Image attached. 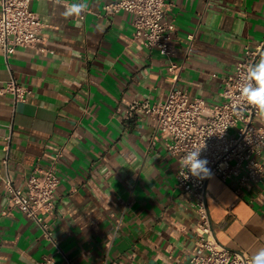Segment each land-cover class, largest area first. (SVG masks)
I'll list each match as a JSON object with an SVG mask.
<instances>
[{
	"label": "crops",
	"instance_id": "0c3cea01",
	"mask_svg": "<svg viewBox=\"0 0 264 264\" xmlns=\"http://www.w3.org/2000/svg\"><path fill=\"white\" fill-rule=\"evenodd\" d=\"M114 0H33L43 24L36 48L0 50V83L27 87L24 102L0 97V168L14 187L64 148L56 167L53 237L73 264H187L196 213L176 186L178 161L148 117L127 119L134 100L163 102L168 61L133 37V15L105 17ZM78 2L88 7L65 17ZM175 25L178 86L208 105L222 102V79L264 36V0H166ZM264 53V51H263ZM264 127V121L256 120ZM8 144L7 169L2 146ZM264 165V148L261 151ZM205 202L217 241L252 257L264 248V189L207 179ZM53 247L36 224L10 209L0 182V264H33ZM57 263L62 258L55 256Z\"/></svg>",
	"mask_w": 264,
	"mask_h": 264
},
{
	"label": "built area",
	"instance_id": "2783aa9c",
	"mask_svg": "<svg viewBox=\"0 0 264 264\" xmlns=\"http://www.w3.org/2000/svg\"><path fill=\"white\" fill-rule=\"evenodd\" d=\"M33 0H0V50L8 58L17 48H36L41 41L43 24L30 8ZM53 1V0H48ZM166 0H114L104 5L102 14L110 17L125 12L133 15V37L145 48L156 49L167 59L170 88L163 102L134 100L126 105V118L148 117L155 122L158 132L165 135L166 152L179 164L187 151L205 144L201 158L209 161L214 177L222 181L235 180L239 189L251 186L264 189V113L247 104L240 96V86L247 67L255 63L264 51L263 39L253 48H245L243 57L232 74L222 79V102L208 105L201 98L190 96L178 86L177 64L173 61L175 49L172 37L175 25L167 16ZM30 91L13 77L0 83V97L10 95L13 105L24 102ZM9 145L2 146V166L7 169ZM65 149L60 148L45 166H36L24 179V188L14 187L9 176L0 168V182L4 183L10 209L21 212L32 220L41 238L53 247L49 256H42L33 264H73L64 256L53 237L47 216L56 206V192L60 178L56 164ZM187 169L180 165L175 175L176 186L192 199L190 206L196 213L195 247L187 264H249L251 257L242 251H232L221 245L211 224L205 202L207 179L198 181L181 176ZM55 256L62 258L57 263Z\"/></svg>",
	"mask_w": 264,
	"mask_h": 264
},
{
	"label": "clouds",
	"instance_id": "9594fccd",
	"mask_svg": "<svg viewBox=\"0 0 264 264\" xmlns=\"http://www.w3.org/2000/svg\"><path fill=\"white\" fill-rule=\"evenodd\" d=\"M87 7L85 2L72 3L65 8L63 15L66 18L79 17ZM240 96L247 104L264 113V53L255 63L247 67L240 86ZM205 147L204 144L200 148L187 151L180 159V168L187 169V172L181 176L184 180H188L190 176L198 181L213 177L214 174L208 167L209 161L201 158V151ZM249 264H264V248L259 249L251 257Z\"/></svg>",
	"mask_w": 264,
	"mask_h": 264
}]
</instances>
